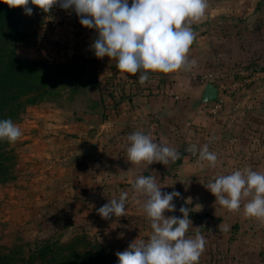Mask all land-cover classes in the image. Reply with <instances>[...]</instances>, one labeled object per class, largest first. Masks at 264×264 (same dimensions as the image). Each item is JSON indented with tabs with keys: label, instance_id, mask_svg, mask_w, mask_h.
Here are the masks:
<instances>
[{
	"label": "rangeland",
	"instance_id": "1",
	"mask_svg": "<svg viewBox=\"0 0 264 264\" xmlns=\"http://www.w3.org/2000/svg\"><path fill=\"white\" fill-rule=\"evenodd\" d=\"M208 1L217 5L222 0ZM228 2L240 10L213 15L209 11L193 24L195 40L188 55L195 66L168 74L150 72L143 85L139 73H121L109 57L96 58L91 46L98 33L75 16H69L75 18L65 29L60 19L66 14L58 12L59 18H54L55 6L54 14L44 13L29 2L31 15L16 7L8 30L17 41V53L52 72L54 88L24 105L15 123L23 134L15 144L8 143L3 162L0 249L10 253L15 264H39L40 248L75 234H86L115 255L132 242L148 241V218L106 220L97 212L105 202L101 198H112L118 189L109 191V177L95 181V150L90 144L121 153L124 149L112 139L128 140L136 131L159 135L163 145L171 142L166 146L177 152L182 143L197 142L217 156L215 167L201 161L199 176L191 177L197 180L198 197L187 187L189 169L182 170V187L181 181H174V169L167 172V192L181 194L174 200L175 216L182 218L181 206L189 210L192 225L186 237L199 231L206 240L199 264H264V222L245 218L246 199L238 212H229L206 188L220 175L252 169L254 161L264 173V0ZM207 83L218 89L217 100L197 102ZM133 108L143 116L138 124L131 123L129 115L112 120L117 109L127 114ZM253 142L256 151L260 149L256 158L246 146ZM246 150L248 158L235 152ZM94 186H101L102 197Z\"/></svg>",
	"mask_w": 264,
	"mask_h": 264
},
{
	"label": "clouds",
	"instance_id": "2",
	"mask_svg": "<svg viewBox=\"0 0 264 264\" xmlns=\"http://www.w3.org/2000/svg\"><path fill=\"white\" fill-rule=\"evenodd\" d=\"M10 8L21 7L25 14L33 12L31 5L44 13L54 6L72 9L82 26L95 29L92 44L96 58L109 57L117 61L121 73L135 76L141 85L149 80L150 72L172 73L190 70L196 61L189 59L195 40L192 25L200 23L206 13L208 0H3ZM21 128L10 118L0 120V141L15 144L22 136ZM127 161L132 165L154 162L168 165L179 158L178 152L153 141L141 131L128 136ZM199 159L216 166L217 156L207 145L199 150ZM135 193L146 197L143 209L150 220L152 234L147 242H132L116 253L117 264H199L206 240L196 232L186 237L192 221L188 207L179 208L182 218L165 216L175 211L174 197L178 191L162 193L153 176H139L132 184ZM206 188L215 196V203L229 212H238L242 200L245 218L264 222V173L244 168L220 175ZM127 192L111 199L99 209L102 219L125 216ZM199 228V227H197ZM227 230V229H225Z\"/></svg>",
	"mask_w": 264,
	"mask_h": 264
},
{
	"label": "trees",
	"instance_id": "3",
	"mask_svg": "<svg viewBox=\"0 0 264 264\" xmlns=\"http://www.w3.org/2000/svg\"><path fill=\"white\" fill-rule=\"evenodd\" d=\"M15 11L16 8L0 0V120L10 118L14 123L26 103H35L54 88L52 72L35 60L19 57L17 41L8 30ZM7 146V142L0 141V177L9 151ZM38 254L39 264H117L118 261L115 254L104 250L86 234H75L54 246H43ZM0 264H15V260L0 249Z\"/></svg>",
	"mask_w": 264,
	"mask_h": 264
},
{
	"label": "crops",
	"instance_id": "4",
	"mask_svg": "<svg viewBox=\"0 0 264 264\" xmlns=\"http://www.w3.org/2000/svg\"><path fill=\"white\" fill-rule=\"evenodd\" d=\"M230 0H222L221 2L218 1L217 5H212V3H208V7L206 9V12L208 13L210 11L211 15H213L214 13L218 12V11H223V12H227L230 13L231 11H237L238 9L240 10V8L237 6H235V2H228ZM244 1V0H243ZM209 2V1H208ZM220 2V4H219ZM129 4H131V2L129 1ZM233 4V5H231ZM58 6V5H57ZM55 6L58 10L55 12L56 14L58 12H65V14L63 13V15H65L64 19L61 17V24L60 27L61 28H70L71 22L73 20V18L76 17V19L80 18L76 15V13L72 10V9H62L61 7H57ZM54 7L51 9V14H54L53 11ZM68 16V17H66ZM69 16H75L72 19ZM57 19L59 18V15L57 14V16H54V18ZM56 25V24H55ZM194 27V25H192V28ZM63 41H67L65 38H62ZM112 61L114 62V64L116 65L117 61L115 59H112ZM116 71H118V69L116 68ZM119 75V74H118ZM131 91H133L131 89ZM125 92H128V90H126ZM147 102V100H145ZM122 103H120L119 105H117L119 108H121ZM130 106V105H129ZM131 108V106H130ZM120 112H119V111ZM123 109H117V111H115L113 113V121L117 122L118 120L124 119L122 118L123 115H129V120L131 123H135L138 124V122L140 121L139 119L142 118L143 116L141 115L140 117L137 116L136 109H131V112H128L127 114L122 112H126V111H122ZM121 113V114H120ZM111 119V118H110ZM127 139V138H126ZM123 139L124 141L120 140L119 138H114L112 139L113 142L115 143L116 147L120 146L121 149H124L123 152L121 153H117V151H114L113 149H109L106 150L107 146H101V144L97 145V148H93V150L95 149V155H93L92 159H93V163L95 165V170L97 169V172L95 171V176H98L97 181L98 180H102L105 179L106 177L110 178V189L109 191H113L114 188L116 187L118 189V192L113 195L112 198H105L102 197L103 193L100 191L101 186H103L104 188V183L100 184V188L95 187L96 185H99L98 183L95 184V189L94 190H99L101 193H99V195L102 197L101 199H104L105 202H100L99 205H104L105 203H107L109 200L111 199H118L119 196L118 194H121L122 192H127L128 193V198L126 200L125 203V216H122L120 218H116L115 219H141V218H146V213L144 212L143 209V205L145 202L146 197H144L142 194H138L134 192V189L132 187V184L134 183V181L136 180L137 177L143 175V176H153L155 178L156 183L161 186V191L162 193H171V192H167V186H166V181L167 179L170 180L171 177L168 176L167 172L174 169V173H176L174 181H181L179 184H181L183 182V178H182V170H187L190 172V175H188V178L185 179H190L191 180V184L188 183L187 187H189V191H190V195L196 196L198 197L199 195V191H198V184H196L197 180L192 179L193 175L199 176L200 171L202 169L201 167V160L199 159V150H200V146L199 143L197 142H193L197 144V153L195 157H190L187 154H184L182 152V149L180 148V152H178L179 154V158L175 161V162H169L168 165H164L162 163H157L154 162L151 165H147L146 163H141L140 165H132L131 162L127 161V147L129 146L128 140ZM170 142V141H169ZM124 143H128V145L124 144ZM167 143V142H166ZM165 143L166 145H171L172 143ZM185 143V142H184ZM183 144V143H182ZM181 144V146H182ZM250 143H248L247 148L250 149L251 152H253V157H255L257 152H260V149L258 148L256 151V143L253 142V144H251V146L249 147ZM124 147V148H123ZM249 150L243 151V152H239V151H235L238 152L239 155L242 158H248ZM181 152L183 153V155L181 154ZM251 165V164H250ZM252 169L254 171L260 172L262 171L260 164H256L254 161V164L251 165ZM256 166H259L258 168ZM247 168H250L248 166H246ZM178 168V170H176ZM239 170H243L242 167L239 168ZM180 175V176H179ZM179 176V177H178ZM192 177V178H191ZM176 179V180H175ZM194 183H193V181ZM196 181V182H195ZM182 187V184H181ZM176 199V197H174L173 199V203L175 204L176 207V202H174V200ZM178 212V210L176 211H165V216H175V214ZM180 212V211H179ZM166 216V217H167Z\"/></svg>",
	"mask_w": 264,
	"mask_h": 264
},
{
	"label": "water",
	"instance_id": "5",
	"mask_svg": "<svg viewBox=\"0 0 264 264\" xmlns=\"http://www.w3.org/2000/svg\"><path fill=\"white\" fill-rule=\"evenodd\" d=\"M70 51L71 50H68V52ZM217 98H218V89L212 83H207L203 87L200 97L197 99V102L200 103L215 102ZM90 146L92 149L97 148V145H95L94 143L90 144ZM181 149L183 153L189 155L190 157H195L197 153V144L193 142H185L182 144Z\"/></svg>",
	"mask_w": 264,
	"mask_h": 264
},
{
	"label": "built area",
	"instance_id": "6",
	"mask_svg": "<svg viewBox=\"0 0 264 264\" xmlns=\"http://www.w3.org/2000/svg\"><path fill=\"white\" fill-rule=\"evenodd\" d=\"M79 26H80V25H79ZM153 130H154V128H153ZM148 135H150V136L152 137V139H153L154 142H156V143H158V144H162V143H161V140H160V138H159V135L154 134L153 132H152V133H149Z\"/></svg>",
	"mask_w": 264,
	"mask_h": 264
}]
</instances>
